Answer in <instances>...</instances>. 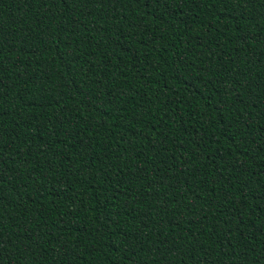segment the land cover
I'll return each instance as SVG.
<instances>
[{
    "label": "trees",
    "instance_id": "16d2710c",
    "mask_svg": "<svg viewBox=\"0 0 264 264\" xmlns=\"http://www.w3.org/2000/svg\"><path fill=\"white\" fill-rule=\"evenodd\" d=\"M0 264H264V0H0Z\"/></svg>",
    "mask_w": 264,
    "mask_h": 264
}]
</instances>
